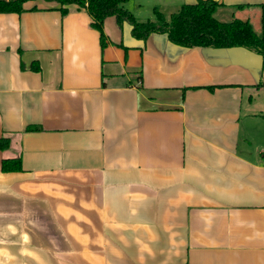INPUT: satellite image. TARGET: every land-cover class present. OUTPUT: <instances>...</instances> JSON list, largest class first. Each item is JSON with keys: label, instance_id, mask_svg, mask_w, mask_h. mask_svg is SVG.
<instances>
[{"label": "crops", "instance_id": "0c3cea01", "mask_svg": "<svg viewBox=\"0 0 264 264\" xmlns=\"http://www.w3.org/2000/svg\"><path fill=\"white\" fill-rule=\"evenodd\" d=\"M195 2L125 7L146 21ZM218 3L260 34L264 0ZM23 7L0 13V264H264L260 57L140 47L113 17L102 49L85 9Z\"/></svg>", "mask_w": 264, "mask_h": 264}, {"label": "trees", "instance_id": "16d2710c", "mask_svg": "<svg viewBox=\"0 0 264 264\" xmlns=\"http://www.w3.org/2000/svg\"><path fill=\"white\" fill-rule=\"evenodd\" d=\"M29 1L56 4L61 15H66L71 6L85 9L90 17V27L98 32L102 49L106 46L103 24L109 17L115 19L118 27H129L130 35L143 43L151 34H164L171 43L185 48L246 49L262 58L260 78L254 87L264 88V4L259 6L260 34L253 30L248 20H217L214 13L220 5L218 0H196L195 3L184 4L168 19L154 8L153 18L146 21H138L125 7L128 0H0V13H22L25 11L24 3ZM35 9L34 6L29 10ZM30 68L40 70L36 61L31 63ZM207 89L212 90L213 87ZM26 130L35 131L38 128L28 127ZM8 144V138H0V149H5ZM262 155L264 159V152ZM21 169L20 158L1 161L2 172H18Z\"/></svg>", "mask_w": 264, "mask_h": 264}, {"label": "rangeland", "instance_id": "374dc122", "mask_svg": "<svg viewBox=\"0 0 264 264\" xmlns=\"http://www.w3.org/2000/svg\"><path fill=\"white\" fill-rule=\"evenodd\" d=\"M257 102H260V103H264V95H262L261 96V98L257 101ZM261 123V130L259 129V138H260V140L262 141V143L264 144V113H263V115L261 116V121H260ZM260 131H261V133H260Z\"/></svg>", "mask_w": 264, "mask_h": 264}, {"label": "water", "instance_id": "95a60500", "mask_svg": "<svg viewBox=\"0 0 264 264\" xmlns=\"http://www.w3.org/2000/svg\"><path fill=\"white\" fill-rule=\"evenodd\" d=\"M130 29V28H129ZM131 36V35H130ZM132 39H134V38H132ZM136 40V39H135ZM137 42H138V45L140 46V47H142V45H143V42L142 41H138V40H136ZM233 49H238V48H233ZM240 50H245V51H248V50H246V49H240ZM248 52H250V53H253V52H251V51H248ZM254 54H256V53H254ZM258 55V54H257ZM259 57H260V61H261V63H260V73H261V65H262V58H261V56L260 55H258Z\"/></svg>", "mask_w": 264, "mask_h": 264}]
</instances>
